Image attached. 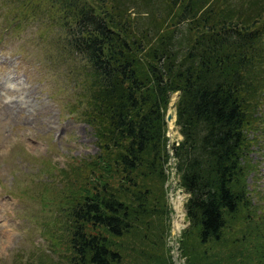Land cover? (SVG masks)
Returning <instances> with one entry per match:
<instances>
[{
    "label": "trees",
    "instance_id": "1",
    "mask_svg": "<svg viewBox=\"0 0 264 264\" xmlns=\"http://www.w3.org/2000/svg\"><path fill=\"white\" fill-rule=\"evenodd\" d=\"M10 7L59 28L77 64V112L99 148L55 176L65 264H127L111 236L141 264H171L161 251L174 93L183 139L173 149L190 193L185 264H264V203L248 181L263 146L264 0H17Z\"/></svg>",
    "mask_w": 264,
    "mask_h": 264
},
{
    "label": "rangeland",
    "instance_id": "2",
    "mask_svg": "<svg viewBox=\"0 0 264 264\" xmlns=\"http://www.w3.org/2000/svg\"><path fill=\"white\" fill-rule=\"evenodd\" d=\"M16 2L0 0V264H65L66 225L59 217L62 194L55 176L60 168L70 169L96 155L99 148L93 128L77 112L79 90L71 75L77 64L68 60L59 28L38 12L26 15L20 8L12 9ZM178 97L179 93L172 95L166 112L170 146L183 138L175 120ZM169 113L174 115L172 120L167 119ZM261 116L264 122V105ZM262 134L263 146L253 153L258 170L248 179L260 206L264 203V129ZM168 179L166 198L172 214L161 252L171 264H185L180 240L187 226L182 228L179 220L183 210L188 221L189 194L175 169H169ZM43 183L49 185L45 193ZM56 218L62 220L55 224ZM111 239L121 247L124 262L141 264L125 240ZM146 249L154 254L149 246Z\"/></svg>",
    "mask_w": 264,
    "mask_h": 264
},
{
    "label": "built area",
    "instance_id": "3",
    "mask_svg": "<svg viewBox=\"0 0 264 264\" xmlns=\"http://www.w3.org/2000/svg\"><path fill=\"white\" fill-rule=\"evenodd\" d=\"M169 147V150H170V154H171V157H170V159H169V162H168V168H167V173H168V175H169V169H170V171L172 170V169H175V171L178 173V170H177V158L175 157V155H174V151H173V149H172V147L169 145L168 146ZM171 160H173L174 162H175V165L174 164H171L172 163V161ZM171 161V162H170ZM170 164H171V166H170ZM180 191V194H183V199H184V191L183 190H179ZM177 193H178V191H177ZM172 207H173V205H172ZM173 209H174V207H173ZM175 210V209H174ZM176 215H177V213L175 214L174 213V215H173V217H176ZM180 217H181V220H180V222H179V224H182V228H183V226H186L187 225V222H185V219H184V217H185V214H184V211L182 210V215H180ZM176 219V218H175ZM175 219H174V227H175ZM181 228V229H182Z\"/></svg>",
    "mask_w": 264,
    "mask_h": 264
},
{
    "label": "water",
    "instance_id": "4",
    "mask_svg": "<svg viewBox=\"0 0 264 264\" xmlns=\"http://www.w3.org/2000/svg\"><path fill=\"white\" fill-rule=\"evenodd\" d=\"M172 118H173V115H172L171 113H169V114L167 115V119H168V120H172Z\"/></svg>",
    "mask_w": 264,
    "mask_h": 264
},
{
    "label": "bare ground",
    "instance_id": "5",
    "mask_svg": "<svg viewBox=\"0 0 264 264\" xmlns=\"http://www.w3.org/2000/svg\"><path fill=\"white\" fill-rule=\"evenodd\" d=\"M173 123H174V121H173ZM167 166H168V164H167ZM180 199H181V196L178 197V200H180ZM179 222H180V220H179ZM179 227H180V225H179ZM175 231H177V228L176 227H175Z\"/></svg>",
    "mask_w": 264,
    "mask_h": 264
}]
</instances>
